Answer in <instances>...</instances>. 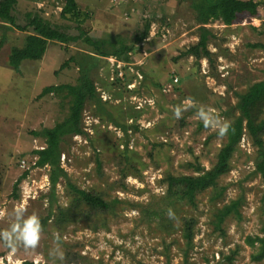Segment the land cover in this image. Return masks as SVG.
Instances as JSON below:
<instances>
[{"label":"rangeland","instance_id":"rangeland-1","mask_svg":"<svg viewBox=\"0 0 264 264\" xmlns=\"http://www.w3.org/2000/svg\"><path fill=\"white\" fill-rule=\"evenodd\" d=\"M253 1L254 11L238 15L232 25L218 20L206 25L212 32L211 61L184 55L199 40V30L188 3L179 0H77L87 14L86 36L67 45L49 42L43 58L23 61L19 72L9 67L8 56L30 33L6 34L0 47V230L10 226L14 208L24 203L26 216L40 218L43 233L35 250L21 247L14 254L0 241V264H264L251 258L258 244H247L248 238L264 236V178L255 173L257 150L247 134L218 181L226 190L216 205L210 191L198 195L196 207L173 205L165 182L167 175L194 173L192 164L209 169L216 162L225 137L206 129L197 112L211 107L232 122L240 96L264 80V49L253 47L264 45V0ZM63 4L17 0L14 15L23 25L27 12H37L69 36H79L76 24L61 17ZM146 22L149 35L136 44ZM86 38L111 45L121 59L97 61L93 80L100 97L107 96L101 97L107 114L87 104L85 134L65 140L60 161L72 184L100 194L113 207L102 211L81 204L76 220L64 221L60 208H72L73 197L62 180L57 202L49 205L48 167H38L33 153L45 143L31 132L51 128L68 115V98L41 94L46 87L76 81V65L61 66L71 55L87 52ZM117 60L131 66L133 76L142 75L136 92L113 78L111 64ZM138 100L141 110L134 107ZM182 104L187 110L177 119L173 109ZM25 171L16 199L13 186ZM240 197V218L227 217L217 230L215 209ZM186 219L195 220L191 240L184 237ZM57 236L63 261L49 255Z\"/></svg>","mask_w":264,"mask_h":264},{"label":"trees","instance_id":"trees-1","mask_svg":"<svg viewBox=\"0 0 264 264\" xmlns=\"http://www.w3.org/2000/svg\"><path fill=\"white\" fill-rule=\"evenodd\" d=\"M186 2L191 8L193 19L199 30V40L195 45L190 46L184 55L192 56L196 60L207 58L211 61L212 53L208 49L209 37L212 35L207 24L213 21H221L224 25L230 26L242 13L254 11L256 3L253 0H179ZM17 0H0V47L5 43L6 34L10 31L17 30L19 32L30 33L27 35L21 46H15L11 49L8 56V64L11 69L16 72L20 71L23 61L31 60L38 62L46 53L49 42H57L67 45L70 42H76L80 36H86L82 30L87 14L82 12L78 6L77 0H64V6L61 11V17L65 20L72 21L76 24V28L80 31L79 36H69L59 27L53 26L47 19L37 12H27L25 15V24H19L14 15ZM150 22H146L143 31L135 37L136 44L142 43L149 35ZM88 45L87 52L71 55L66 60L61 69L67 68L70 64L76 65L78 69V77L74 83H65L55 86H49L43 89L41 95L56 94L63 95L68 98L69 110L68 115L51 128H43L40 131H33L31 134L36 138H42L45 146L43 149L34 150L33 153L38 156L36 165L38 167H48L49 205L53 206L57 202V186L62 180L66 182V186L73 197V207L68 209L60 208L61 219L67 221H75L79 215L81 204L86 205L94 210H110L112 203H107L100 194L85 191L77 188L71 183L66 170L61 166L62 145L66 139L73 136H81L85 134L82 120L83 112L87 104L95 106L99 113L105 112V102L100 97L94 82L93 73L99 67L97 61L101 57H116L121 59L111 45L107 48L103 45L102 40L94 41L86 38ZM89 41V42H88ZM253 47L264 49V45L255 44ZM109 49V50H108ZM129 50H132L129 48ZM120 51V50H119ZM128 51V48L126 49ZM126 51H124L126 53ZM122 51V53H124ZM96 54L97 56H94ZM127 61V60H126ZM123 75H127L128 70L122 69ZM127 72V73H126ZM123 81L125 78H118ZM131 78L124 81V87L130 82ZM127 90V89H126ZM128 91V90H127ZM130 92V91H128ZM264 80L253 83L248 90L240 96L237 103L238 115L233 118L231 128L225 136V142L221 146L215 164L205 169L199 164H192L194 173L181 176L167 175L166 182V198L177 206L188 205L197 206V197L203 192H211L210 201L217 204L224 192L225 187H218V181L221 176L230 170V161L236 151L242 137L247 134L252 145L257 150V160L255 173L264 178ZM107 114V113H106ZM111 117V115H109ZM134 119L137 117L133 116ZM111 119V118H109ZM113 121V120H112ZM115 124L117 122L113 121ZM124 130L127 126H122ZM137 128V126H134ZM28 176L25 171L20 178L14 183L13 197L19 198V185L23 179ZM243 199L233 200L228 204L215 209L213 217L217 230L221 229V224L227 217L235 215L240 218V206ZM195 220L186 219L184 222V237L191 240L193 236ZM247 244L254 248L258 244L252 254L254 262L264 260V236L248 238ZM230 259V258H229ZM27 264H33L32 262Z\"/></svg>","mask_w":264,"mask_h":264},{"label":"clouds","instance_id":"clouds-1","mask_svg":"<svg viewBox=\"0 0 264 264\" xmlns=\"http://www.w3.org/2000/svg\"><path fill=\"white\" fill-rule=\"evenodd\" d=\"M187 103L186 101L185 104ZM185 104L178 105L173 109L177 119L182 118L183 112L187 110ZM196 115L203 122L206 129L216 131L220 138L225 137L231 128L230 122L222 118L211 107L201 108ZM2 215L3 213H0V216ZM13 215L14 221L10 226L5 230H0V241L10 250L11 254H14L21 247L25 250H35L40 243L43 233L40 218L35 214L26 216V206L24 203H20L14 208ZM168 216L174 218L175 213L170 209ZM49 255L60 261L64 260V252L60 247L59 236L56 237V246L50 250Z\"/></svg>","mask_w":264,"mask_h":264},{"label":"crops","instance_id":"crops-1","mask_svg":"<svg viewBox=\"0 0 264 264\" xmlns=\"http://www.w3.org/2000/svg\"><path fill=\"white\" fill-rule=\"evenodd\" d=\"M146 40V39H145ZM144 40V41H145ZM139 45H141V44H139ZM141 51H142V49H140ZM143 53L145 52V50H143L142 51ZM117 62L118 63H122V61H118L117 60ZM112 65V68H113V70L114 71H116V67L114 66V64H111ZM127 67L129 66V65H126ZM126 66H124V67H126ZM131 67V66H130ZM125 70H126V68H125ZM138 72V71H137ZM127 73V72H126ZM127 78H131V80H130V82L127 84V86H126V88L128 89V90H130V93H132V92H136V90L138 89V87L135 89V87H136V85L138 86V85H140L141 83H142V79H139L138 77H136V76H133L132 75V73H129V71H128V73H127ZM141 75V74H140ZM142 76V75H141ZM175 77V76H174ZM177 78V77H176ZM178 79V78H177ZM125 80H127L126 78L122 81V84L124 85V81ZM134 86V87H133ZM132 91V92H131ZM101 97H103L102 95H101ZM103 99H104V101L107 99V96H106V98L105 97H103ZM149 103V102H148ZM138 104H142V101L141 100H138ZM138 104L136 105V106H134L135 107V109L136 110H141V108H142V106L143 105H141L140 107H138Z\"/></svg>","mask_w":264,"mask_h":264},{"label":"built area","instance_id":"built-area-1","mask_svg":"<svg viewBox=\"0 0 264 264\" xmlns=\"http://www.w3.org/2000/svg\"><path fill=\"white\" fill-rule=\"evenodd\" d=\"M112 64H114V66L116 67V73L113 76V78L118 77V78H123V72H122V68L124 67V64H119L118 62H112ZM133 72L132 67L128 66V71ZM130 73V72H129ZM135 74L137 75V77L139 79H142V76L140 74H138L137 72H135ZM113 75V74H112ZM178 79L176 77H174L173 82L177 83ZM134 87V86H133ZM142 104H138V107H140ZM22 163H24V161H22Z\"/></svg>","mask_w":264,"mask_h":264}]
</instances>
